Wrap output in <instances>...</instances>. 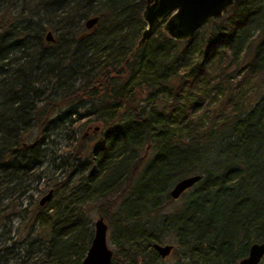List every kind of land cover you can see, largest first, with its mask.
Masks as SVG:
<instances>
[{"label":"trees","instance_id":"1","mask_svg":"<svg viewBox=\"0 0 264 264\" xmlns=\"http://www.w3.org/2000/svg\"><path fill=\"white\" fill-rule=\"evenodd\" d=\"M21 2L22 21L0 24V264H80L91 203L120 242L110 264H235L264 242V0H233L186 41L157 28L140 47L145 0ZM87 116L97 130L80 133ZM51 135L76 145L47 157ZM45 158L64 177L47 178ZM45 179L57 201L20 216L18 236L10 218ZM152 243L172 244L173 262Z\"/></svg>","mask_w":264,"mask_h":264},{"label":"water","instance_id":"2","mask_svg":"<svg viewBox=\"0 0 264 264\" xmlns=\"http://www.w3.org/2000/svg\"><path fill=\"white\" fill-rule=\"evenodd\" d=\"M233 0H145L140 12V18L144 25L136 42L140 47L145 40L157 29L171 40L186 41L193 33L210 18H217L232 4ZM97 18L92 17L84 21L86 29L91 28ZM51 33L45 34V40L50 41ZM200 179L199 174H191L176 180L168 190L171 199H177L182 192L191 187ZM51 197L48 190L39 200L43 205ZM107 225L98 214L92 222V235L89 245L82 257L80 264H110L112 250L106 243ZM151 247L160 258L167 257L172 244L152 243ZM264 256V242L251 243L247 254L235 264H258Z\"/></svg>","mask_w":264,"mask_h":264},{"label":"rangeland","instance_id":"3","mask_svg":"<svg viewBox=\"0 0 264 264\" xmlns=\"http://www.w3.org/2000/svg\"><path fill=\"white\" fill-rule=\"evenodd\" d=\"M42 2V1H41ZM13 4L8 3L7 1H3L0 2V24L2 23H6L7 22H14L15 21H22L23 15L25 14V11L21 12V8L25 7V5L23 6L21 0H12ZM42 4L45 6V3L42 2ZM50 10V9H49ZM50 12V11H49ZM39 15L41 17H45V15H50V13H45L43 14V10L41 11V14L39 13ZM14 17V18H13ZM18 18V19H17ZM51 33V40L50 41H46L45 40V46L48 52H51L52 50H55L54 45L52 44L54 39L56 38V31H49ZM206 101L198 108L197 112H201L205 106ZM87 105V104H85ZM78 112H85L86 109L83 108H78L77 109ZM73 117V116H72ZM71 117V118H72ZM75 119V118H72ZM90 119V117H83L80 119H76L74 120L73 126L77 127L78 130H80V133L85 132L87 130H89L90 127H94L96 125H98V121H92V120H88ZM92 119V118H91ZM206 120L205 117H203V120ZM67 128V127H66ZM78 130L75 134V136L78 138ZM65 130L63 129L61 132L63 133ZM95 138V137H94ZM51 140H53L51 142ZM49 141L50 143L46 144V151L47 153H49L51 151V154H47V157L50 156H57L59 154L64 155L65 153L70 152V149L76 145L75 141L72 140H67L66 136L61 135V137H55L54 135H51L49 137ZM90 143V141H89ZM141 155L143 156H149L150 154V150L147 148L146 144H144L139 152ZM58 158H55L54 162L55 165H57V161ZM48 158L44 159L42 162V166L41 168L45 169L47 172V178H50L52 176H57V178H62L64 177V172L63 171H59V169L55 170L51 167V165L48 163ZM52 173H55V175H53ZM51 186V182L48 179L45 180H41L39 183L33 184V187L25 194L22 196L21 200H20V206L17 208L16 212L15 210H12V212L17 213L16 215H13L10 218V223L12 224L13 228L14 227H19V231H18V236H21L24 232V227H23V221L24 220H20V216H25L26 214L25 212L28 211L27 213V218L30 215H34L32 208H34V204H37V201L47 192V190H51L53 191V189L50 187ZM57 201V198L55 197V194L52 192V197L50 201H47L46 204H55ZM25 207L28 210H23ZM91 208V209H90ZM89 210V211H88ZM87 210V214L86 216L89 218V221L92 223L93 220L96 218L97 216V206H95V203H91V205H89ZM112 208L106 210V216H110L112 214ZM10 213V212H9ZM104 222L106 223L105 217H102ZM107 224V223H106ZM21 225V226H20ZM91 230H92V226H91ZM13 231H11L12 234ZM106 243L107 246L112 250V251H117V255L119 256L122 252L121 246H120V242L117 238V235L114 234V228H113V232L112 230H109L108 228L106 229ZM118 259H120L118 257ZM174 260V258H172L171 256H167L165 257V259L163 258V263H172Z\"/></svg>","mask_w":264,"mask_h":264},{"label":"flooded vegetation","instance_id":"4","mask_svg":"<svg viewBox=\"0 0 264 264\" xmlns=\"http://www.w3.org/2000/svg\"><path fill=\"white\" fill-rule=\"evenodd\" d=\"M95 130H97V126H94V127H93V132H94ZM87 131H89V130H87ZM87 133H88V132H86V131L84 132V134H87Z\"/></svg>","mask_w":264,"mask_h":264},{"label":"bare ground","instance_id":"5","mask_svg":"<svg viewBox=\"0 0 264 264\" xmlns=\"http://www.w3.org/2000/svg\"><path fill=\"white\" fill-rule=\"evenodd\" d=\"M31 15V14H30ZM29 21V20H28ZM43 23V22H42ZM159 244V243H158ZM165 259V258H164ZM162 260V259H161Z\"/></svg>","mask_w":264,"mask_h":264}]
</instances>
